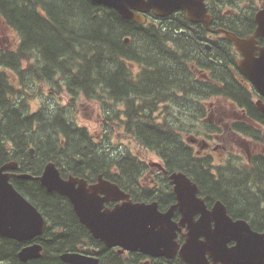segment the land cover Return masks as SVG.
Segmentation results:
<instances>
[{
    "label": "trees",
    "instance_id": "obj_1",
    "mask_svg": "<svg viewBox=\"0 0 264 264\" xmlns=\"http://www.w3.org/2000/svg\"><path fill=\"white\" fill-rule=\"evenodd\" d=\"M208 4L214 16L212 27L239 37L250 34V6L238 10L235 5L236 12L225 14L216 0ZM0 17L3 32L17 37L12 49L0 44V164L16 159L19 171L37 176L40 162L53 161L76 171L87 167L120 185L124 179L128 185L145 163L122 142L124 131L135 144L155 151L166 176L183 171L206 200L218 197L234 218H244L253 229L264 231V154L253 155L249 171L232 154L217 167L209 154L197 155L184 138L192 128L202 129L207 112L201 105H188L189 96L197 103L210 94H221L245 116L232 128L251 136L255 145H264V129L250 125L255 122L253 115L264 122V113L253 103L257 93L250 92L238 76L239 55L231 41L220 34L209 36L204 25L190 23L183 12L169 15L155 28L123 18L92 0H0ZM128 61L138 68L134 71ZM196 64L204 67L211 82L193 80ZM63 94L69 100L60 105L54 96ZM32 96L38 97L40 105L30 112ZM171 96L174 107L161 102ZM79 97L101 112L103 128L97 137L78 124L73 103ZM29 145L34 147L33 158L27 155ZM112 167L118 168L117 174ZM212 167L221 168L224 176L215 179ZM16 188L46 221L35 239L43 247L42 254L21 262L17 251L24 242L0 237V264H68L60 258L66 250L97 251L98 264H136L138 259L124 258L94 238L70 201L55 190L48 191L37 178L22 179ZM155 196L148 189L134 194L137 200ZM170 198V193H163L158 201L163 204ZM155 264L186 263L177 256L157 258Z\"/></svg>",
    "mask_w": 264,
    "mask_h": 264
},
{
    "label": "water",
    "instance_id": "obj_2",
    "mask_svg": "<svg viewBox=\"0 0 264 264\" xmlns=\"http://www.w3.org/2000/svg\"><path fill=\"white\" fill-rule=\"evenodd\" d=\"M113 8L123 18L142 23L140 12L150 9L158 16H166L177 9L185 10L193 22L211 21L203 0H92ZM257 27L253 35L239 37L226 29L223 32L239 53L236 65L240 73L264 97V46L257 44L256 37L264 38V6L256 14ZM125 42H129L125 37ZM209 49V45H206ZM255 107L264 113L262 98ZM191 143L196 138H187ZM31 148L30 155L33 156ZM159 165V163H157ZM6 163L0 168V236L18 241H30L40 235L45 220L36 207L12 184L4 168H14ZM176 203L161 212L157 203L133 202L129 194L102 176L95 184L70 176L63 179L53 162L44 166L39 177L48 191L55 190L66 196L72 204L79 221L90 234L106 246H118L119 251L138 250L150 256L172 258L178 254L186 264H264V231L253 229L243 218L233 219L226 206L216 201L206 209L204 200L198 196L197 186L183 172L170 175ZM105 202H115L112 207ZM179 210L180 219L172 215ZM199 216L194 219V215ZM213 222V223H212ZM186 229L185 240L180 244L178 231ZM230 243H232L230 245ZM42 245L34 241L17 251L21 262L35 259L42 254ZM60 258L68 264H96L98 258L81 251H64ZM147 262H144L146 264Z\"/></svg>",
    "mask_w": 264,
    "mask_h": 264
},
{
    "label": "flooded vegetation",
    "instance_id": "obj_3",
    "mask_svg": "<svg viewBox=\"0 0 264 264\" xmlns=\"http://www.w3.org/2000/svg\"><path fill=\"white\" fill-rule=\"evenodd\" d=\"M203 1L206 4L208 14L211 16V21H210L208 26H206V24L204 22H193V21L189 20L186 17L185 10H183V9H177V10L173 11L172 13H170L166 16H158L154 13V11L152 9L145 11V12H140L142 17H143L142 24H151L153 27L159 28L162 25V23H160V22L164 18L168 17L171 14L177 13V12H183L185 15V18L190 23H193L194 25H196V24L204 25L206 30L210 33L209 36L212 34H220L224 39L231 41L224 36L223 32H213L212 31V30L223 29V28L212 27V21L214 19V16L209 10L208 0H203ZM216 2L220 7H222L221 11L224 12L225 14H229L230 12H236V10L234 8L235 5H236V8L238 10H243L245 8H249V6H250V13L252 14V21L250 23V34H246L245 36L253 35V33L257 27L256 14L261 8H263L264 0H216ZM241 25H243V24H241ZM245 36H243V37H245ZM256 40H257L258 45L264 46V38L263 37L257 36ZM124 42H125V40H124ZM126 43L128 44V42H125V44ZM207 44L208 43L206 42L205 45H207ZM238 55H239V53H238ZM128 63L132 64V66L134 67V71H135V69L138 68V65L136 66L134 62L128 61ZM237 71L239 72L238 76H240L241 80H245L246 83L249 85L250 92H256L257 93V95H254V97H253L254 105H256L255 102L257 100H259L260 98H262V101L264 102V97H262L255 90V88L252 86V84L240 73L238 68H237ZM193 74L195 75V78H193L194 81H210V82L212 81L211 77L208 75L206 70H204V67L198 66L197 64H196V68H194V70H193ZM230 100L232 102H229L228 100H224V96H222L221 94H210V95L204 97L202 100H200L199 102L196 103L195 100L189 96L188 102H187L188 105H192V106H196V107L201 105L205 110H208V112L211 109H213V110H215V115L217 116V119H215V121H212L211 114L208 118L206 116H204L202 118V121H203L202 122L203 123L202 129H200L197 136H195L196 141L191 143V146L193 148L195 147V149H196L195 152L197 155L202 156L205 154H209L212 157V160H213L215 166H217V167L223 166L227 162L229 154H232V155L236 156L237 158H239L240 161H244L247 164V166H248L247 169L249 171L250 170V162L253 158V155L257 152L264 154V145L261 147L255 145L254 140H253V138H251V136L244 135V134H242V133H240V132H238L232 128V126L235 122L242 121L240 119H243L244 115H243L242 110L240 111L239 108H233V106H235V102L232 99H230ZM137 102L141 103L140 101H137ZM157 102H158V100H155L154 103L156 104ZM161 102H163L164 104L171 106V107H174V103H175L173 96H171V97H169L166 100L161 101ZM255 117H258V116L253 115L255 122L250 121V125H252L253 127L259 128L260 130H263L264 129V122L262 120L255 118ZM215 126H217V127H215ZM208 131H211L212 133H210ZM244 139H245V141H247L249 143V149L247 148L246 145H244L246 157H243L240 153L232 152L233 147L230 148L228 146L229 142H231V141L234 143H238L239 141L244 140ZM215 141L216 142L221 141L222 144L221 145L217 144L216 146H213L212 143ZM219 146H221V149L223 151L219 152V158L218 159H216L214 154L207 152L208 150L214 151L217 148H219ZM31 148L34 151V147L29 145L27 155L30 158H33L34 153H33V156L30 155ZM135 155L139 161L145 163V168L143 170L138 168V172H137L136 177H135L136 180H134L132 182V183H135V186L128 187V185H130L132 183H129L128 185H126V184H124V183H126L124 181V179H122V182H123L122 185L117 184V183L116 184L119 186L120 189H122L123 191H125L126 193L129 194V198L133 202L150 203V202L155 201L157 203V208L159 211H161V212L166 211L172 204L176 203V201H177L176 197H175V193L173 191V184H171L170 175L173 172H178V171L183 172V171H181V170L172 171V172H169L166 176L167 170H166L165 166L163 165V162L161 161V158L159 156H158L159 160L156 159L155 161L151 160L150 162H147L146 159H142L138 154H135ZM47 162H49V161H46L44 164H43V162H40V167L37 171L39 174L37 176H33L29 173L19 171L21 169L20 168V161L16 160V159H11L9 161L3 162L2 164H0V168L3 165H5L6 163H15L16 164V166L14 168H4L2 170V172L9 174V180H8L9 183L12 184L13 187L17 191H19V189H17L16 187L22 183V179L37 178L39 180V177L42 174L44 166L46 165ZM51 162H53V161H51ZM232 162H236V160H232ZM157 163H159V165ZM54 164H55V167L58 170L60 176L63 179H67L70 176L76 177V178H82V179L86 180L87 186L95 184L98 180V177L102 176V174L93 173L92 171L90 172V170H88L89 168H87V167L82 166L81 168L78 169V171H76V170H74L73 167L65 166L62 163H58V164L54 163ZM209 169L213 171L215 179H218V177L221 175V173L224 176L221 168L216 169L215 167H212ZM112 170L116 172L115 174L118 173L117 167H112ZM187 177H189L190 180L192 182H194V180H192V178L190 176H187ZM102 178H104L110 182L115 183L109 177L102 176ZM39 183H40V180H39ZM137 183L140 187H143V188H137V186H136ZM196 186H197L196 196H198L204 200L206 209H208V210L211 209L212 206L214 205L215 201L218 199V197H214L210 200H206L205 193H204V195L201 194L200 193V187L198 186V184H196ZM263 188H264V185H263ZM143 189L154 190V193L156 194V196L154 198H151L148 200H137V199H135L134 194L137 192H141ZM52 191H54V190H52ZM20 193L22 194V192H20ZM163 193H170L172 195V198H170V200H163L164 201L163 204H160L158 200L161 199V196ZM219 201H221L226 206V204L221 199H219ZM114 204H115V202H105V205L109 206V207H112ZM263 205H264V203H263ZM71 207H72V204H71ZM36 209L43 216V214L40 212V210L37 207H36ZM72 210H73V207H72ZM226 212L231 218L237 219V218L233 217L232 213L228 210L227 206H226ZM173 213L174 214L172 215V219L174 221H178L180 219L179 210L176 208ZM198 216H199V214H195L194 219H196ZM238 218H240V217H238ZM45 223H46V221H45ZM177 233H178L177 240L181 244L185 240V233H186L185 227H183ZM0 237H3V236H0ZM36 238H37V236L30 241H20V242H24V245H25V244L32 243V242L36 241L35 240ZM231 244L232 243H230V245ZM24 245H22V246H24ZM109 249H111L112 252H114V253H118V254L123 255L124 258H129L130 260L138 259L136 264H144V262H147L146 264H155V261L157 258L161 257V258L166 259V257H163V256H157V257L150 256L149 254L142 253L138 250L119 251L118 246H110ZM66 251H81V250H66ZM83 253H85V252H83ZM86 254L93 255V256L97 257L98 262L96 264L99 263V260L101 258L98 255L97 251H96V254H95V251H92V253H86ZM140 254H141V256H140ZM177 256L179 257V255L176 254L172 258H175ZM172 258H167V259H172ZM30 260H33V259H30Z\"/></svg>",
    "mask_w": 264,
    "mask_h": 264
},
{
    "label": "rangeland",
    "instance_id": "obj_4",
    "mask_svg": "<svg viewBox=\"0 0 264 264\" xmlns=\"http://www.w3.org/2000/svg\"><path fill=\"white\" fill-rule=\"evenodd\" d=\"M0 24H3L1 17H0ZM16 43H17V37L14 33L11 32V33H8L7 35L6 33L3 32V29L0 28V44L4 49L6 50L12 49ZM33 97L34 96L30 97L28 101L30 105V112L35 111L40 105L38 97L37 98H33ZM68 98L69 97L65 94L57 95V96H54V101L58 102V104L60 105H64L68 103V100H69ZM73 104H75L77 107L78 124L85 126L92 135H95L96 137L97 135H100L102 128H103L102 127V116H101V112L98 109L97 105H93L87 102L83 97H79L77 100H75ZM207 113H208V110L206 112V117H207ZM210 113H211L212 121H215V119H217V116L215 115V110L211 109ZM192 129L193 131L188 132L184 135V138L186 141H188L187 138H192V137L197 136V134L200 131L199 128H192ZM111 139L113 140L112 142L115 143V141L117 140L115 133L111 134ZM121 139H122V142L126 144L135 154H138L142 159H146L147 162H150L151 160L155 161L156 159L159 160L155 151H152L150 149H147L140 145L135 144L132 138L128 134H126L124 131H122ZM217 144L221 145L222 142L215 141L212 143L213 146H216ZM244 145H246L247 148L249 149V143L245 141V139L239 141L238 143H234L231 141L228 144L230 148L233 147L232 152L240 153L243 157H246ZM220 151H223L221 149V146H219V148H217L214 151L208 150L207 152L214 154L216 159H218Z\"/></svg>",
    "mask_w": 264,
    "mask_h": 264
},
{
    "label": "bare ground",
    "instance_id": "obj_5",
    "mask_svg": "<svg viewBox=\"0 0 264 264\" xmlns=\"http://www.w3.org/2000/svg\"><path fill=\"white\" fill-rule=\"evenodd\" d=\"M125 64H126V63H125ZM127 97H128V96H127ZM210 132H211V131H210ZM216 201H219V200L217 199ZM216 201H215V202H216ZM43 218H44V217H43ZM3 237H5V236H3Z\"/></svg>",
    "mask_w": 264,
    "mask_h": 264
}]
</instances>
